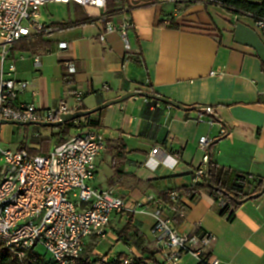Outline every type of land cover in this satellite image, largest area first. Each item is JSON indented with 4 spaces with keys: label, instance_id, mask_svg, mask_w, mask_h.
<instances>
[{
    "label": "crops",
    "instance_id": "obj_1",
    "mask_svg": "<svg viewBox=\"0 0 264 264\" xmlns=\"http://www.w3.org/2000/svg\"><path fill=\"white\" fill-rule=\"evenodd\" d=\"M66 5L65 19L56 21L51 13L41 12L52 31L18 42L11 52L14 77L32 84L20 95V102L50 109L65 99L78 111L127 92H149L152 88L154 93L186 107H210L213 111H182L133 97L91 115L96 125L91 128L106 138V149L97 160L91 184L102 190L113 189L131 204H141V210L114 214L105 239H88L85 256L142 258L150 264H164L152 234L157 205L148 199L176 192L185 211L184 217L173 215V219L182 218L176 226L191 237L211 235V245L204 249L208 258L218 259V264H264V193L242 203L232 220L229 213H219L207 190L195 199L182 194L183 189L196 185L195 172L209 147L208 156L220 168L247 179L252 176L248 179L252 182L264 181V64L253 48L234 39L238 22L253 28L254 20L203 0L129 10L124 9V2L114 0L112 11L108 4V20L121 26L128 18L133 25L128 30L130 50H126L119 33L106 34L105 23L90 20L82 6ZM39 38L42 42L36 43ZM61 43L67 48L60 49ZM35 56L41 59L39 67ZM68 63L74 65L75 73L69 72ZM65 74L71 76V83H65ZM76 92L84 94L77 106L73 100ZM9 126H0L5 144L21 134L17 147L29 142L30 147L39 148L30 142L48 137L43 127L25 130ZM203 137L212 140L206 152L200 147ZM155 148L161 151L153 156ZM170 157L178 160L173 169ZM199 248L197 245L192 250ZM178 264L199 261L185 254Z\"/></svg>",
    "mask_w": 264,
    "mask_h": 264
},
{
    "label": "built area",
    "instance_id": "obj_2",
    "mask_svg": "<svg viewBox=\"0 0 264 264\" xmlns=\"http://www.w3.org/2000/svg\"><path fill=\"white\" fill-rule=\"evenodd\" d=\"M109 0H0V120L55 122L62 114L76 110L63 99L54 108H38L34 104L20 102V95L32 84L14 77L16 67L9 63L15 45L35 36L52 31L42 19V8L48 4L75 3L82 6L90 20L105 23V32L120 34L126 50H130L128 30L133 26L126 19L121 26L108 20ZM125 3L124 9L144 5L164 6L195 0H118ZM209 4H220L216 0H203ZM253 29L264 43V20L254 21ZM105 36H101L104 40ZM67 48L66 43L60 49ZM37 67L39 56L34 57ZM70 73H75L73 64L68 63ZM107 89V87H105ZM84 94L76 92L73 100L77 105ZM212 114V108L202 109ZM199 122L202 117L199 116ZM212 124V122H210ZM76 133L64 143L54 145L47 153L31 155L27 151L1 150L2 158L9 173L0 183V240L9 251L22 260L31 251L42 247L51 260L57 264H76L83 256L89 238L97 241L107 236V229L114 214L125 211L138 212L141 204H131L117 196L113 189L102 190L91 183L95 178L97 160L106 149V138L100 130L92 129L88 122L79 119L75 123ZM222 135L226 130L221 131ZM212 140L203 137L200 147L207 151ZM160 148L152 150L156 155ZM170 168L176 167L178 160L170 157ZM209 156L205 155L202 165L195 172V183L207 184ZM249 176L248 179H252ZM19 188H26V195H19ZM148 202L157 205L154 211L155 223L152 234L158 254L164 264H178L185 254L195 256L199 264H218L216 258H208L204 249L211 245L209 234L191 237L181 233L173 215L184 217L180 196L176 192ZM219 209L227 202L220 197ZM231 212L228 208L227 213ZM200 246L193 251L194 246ZM107 261L106 258H103ZM129 263V260H125Z\"/></svg>",
    "mask_w": 264,
    "mask_h": 264
},
{
    "label": "trees",
    "instance_id": "obj_3",
    "mask_svg": "<svg viewBox=\"0 0 264 264\" xmlns=\"http://www.w3.org/2000/svg\"><path fill=\"white\" fill-rule=\"evenodd\" d=\"M114 0H109V10L112 11L114 8ZM220 5L230 11L235 16H248L254 21L264 20V2L262 4H255L248 2L247 0H225L221 1ZM37 43H41L42 39L35 40ZM264 66V65H263ZM65 83H71V76L64 75ZM149 92L154 93L152 88H149ZM92 117L84 118L90 127H95V122L91 119ZM78 121V120H76ZM76 121L64 124L58 128H44L45 130H50L51 134L48 137H40L36 141H31L30 143L39 145V148H32L29 146V142L21 143L15 151H27L29 154L41 155L48 152L51 142L53 139L57 140V144L64 143L72 134V131L76 128ZM30 126L23 127V129L28 130ZM209 172L208 178L211 183V187L207 184H197L192 188H185L182 190V194L189 197L190 199H195L203 194V191L207 190L209 195L215 199L218 204V199L222 197L226 202L227 206L224 209H219L221 215H225L228 208H231V212L228 215L229 220L234 218V211L239 208V206L248 201L252 200L251 196L262 191L264 187V181L260 180L258 182L249 181L243 176L233 175L230 171L220 168L217 163L212 161L209 156ZM207 182V181H206ZM163 199L166 203H170L167 195H163ZM174 222L179 225L182 222V218L174 216ZM36 250L31 251L24 259L19 260L15 255H13L9 250H7L0 240V264H20L28 256H35ZM104 257L100 258H88L83 255L76 264H126L125 259L120 256L117 259L104 261ZM49 264H57L53 260H49ZM127 264H150L147 259L135 258L129 260Z\"/></svg>",
    "mask_w": 264,
    "mask_h": 264
},
{
    "label": "water",
    "instance_id": "obj_4",
    "mask_svg": "<svg viewBox=\"0 0 264 264\" xmlns=\"http://www.w3.org/2000/svg\"><path fill=\"white\" fill-rule=\"evenodd\" d=\"M234 39L235 42L248 46L253 48L259 58L261 59L262 63L264 64V43L259 37V35L256 33V31L241 23L238 22L235 27V32H234ZM133 97H143L149 100H154L156 102H161L167 105H170L174 108H177L182 111H194V110H200L203 107L201 106H193V107H186L184 105H181L173 100H170L168 98H165L163 96H160L156 93H151L148 91H143V90H136V91H131L123 94L122 96L106 101L102 103L101 105L92 108V109H87V110H78L73 113H68V114H62L59 118V120L55 122H41V121H17V120H6V119H1L0 120V126L2 125H12V126H20V127H26V126H38V127H43V128H58L64 124L83 119L86 117H89L93 114L99 113L102 110L115 105L119 104L121 102H124L130 98ZM229 132V130H228ZM214 143H218V140H216ZM210 147L208 148V155L210 154L209 152ZM207 185L211 187V183L209 182V178L207 177ZM264 193V187L261 192L254 194L251 196V199H256L260 197Z\"/></svg>",
    "mask_w": 264,
    "mask_h": 264
},
{
    "label": "rangeland",
    "instance_id": "obj_5",
    "mask_svg": "<svg viewBox=\"0 0 264 264\" xmlns=\"http://www.w3.org/2000/svg\"><path fill=\"white\" fill-rule=\"evenodd\" d=\"M42 12L49 14L54 17L53 20H60V19H65L68 16V5L66 4H61V3H53V4H48L44 8H42ZM47 16V15H46ZM107 109V108H106ZM104 109V110H106ZM102 110V111H104ZM1 128V127H0ZM10 129L15 128L14 126H9ZM45 130L44 128H42ZM76 132V130H74ZM48 136H50L51 131L46 130ZM5 134L2 133L0 129V183L4 180L6 175L9 173L8 166L5 164V161L2 158L1 150H11L15 151L18 145L19 138H21V134L16 135L13 137L12 142H9L5 144L3 142ZM54 141V140H53ZM57 143V140L54 142H51L50 147L54 146ZM49 147V149H50ZM48 149V151H49ZM85 255V254H83ZM50 257L48 254L44 251L42 247L37 248L36 250V255L35 256H28L24 262H21L20 264H49Z\"/></svg>",
    "mask_w": 264,
    "mask_h": 264
},
{
    "label": "bare ground",
    "instance_id": "obj_6",
    "mask_svg": "<svg viewBox=\"0 0 264 264\" xmlns=\"http://www.w3.org/2000/svg\"><path fill=\"white\" fill-rule=\"evenodd\" d=\"M19 195H26V188H19ZM10 252L15 255V251Z\"/></svg>",
    "mask_w": 264,
    "mask_h": 264
}]
</instances>
